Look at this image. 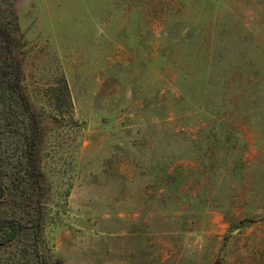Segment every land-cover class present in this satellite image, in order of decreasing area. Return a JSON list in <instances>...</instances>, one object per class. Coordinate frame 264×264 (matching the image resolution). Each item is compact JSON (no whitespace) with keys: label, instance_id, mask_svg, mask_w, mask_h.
<instances>
[{"label":"rangeland","instance_id":"1","mask_svg":"<svg viewBox=\"0 0 264 264\" xmlns=\"http://www.w3.org/2000/svg\"><path fill=\"white\" fill-rule=\"evenodd\" d=\"M0 22L44 117L47 264H264V0H0Z\"/></svg>","mask_w":264,"mask_h":264},{"label":"trees","instance_id":"2","mask_svg":"<svg viewBox=\"0 0 264 264\" xmlns=\"http://www.w3.org/2000/svg\"><path fill=\"white\" fill-rule=\"evenodd\" d=\"M11 35L0 22V249L16 246L15 261L1 264H47L41 239L49 204L42 170L44 117L17 82Z\"/></svg>","mask_w":264,"mask_h":264},{"label":"water","instance_id":"3","mask_svg":"<svg viewBox=\"0 0 264 264\" xmlns=\"http://www.w3.org/2000/svg\"><path fill=\"white\" fill-rule=\"evenodd\" d=\"M102 123L101 122H98V121H95V120H91L89 122V128L92 129V128H95V127H98V126H101Z\"/></svg>","mask_w":264,"mask_h":264}]
</instances>
